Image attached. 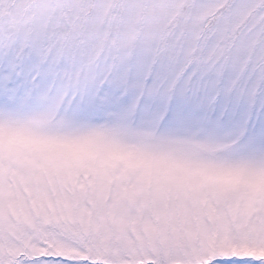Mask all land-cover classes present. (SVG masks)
<instances>
[{
    "label": "snow or ice",
    "instance_id": "snow-or-ice-1",
    "mask_svg": "<svg viewBox=\"0 0 264 264\" xmlns=\"http://www.w3.org/2000/svg\"><path fill=\"white\" fill-rule=\"evenodd\" d=\"M0 264H264V0H0Z\"/></svg>",
    "mask_w": 264,
    "mask_h": 264
}]
</instances>
